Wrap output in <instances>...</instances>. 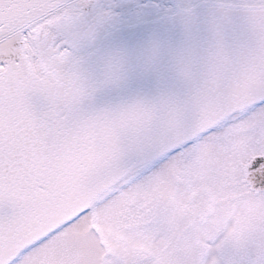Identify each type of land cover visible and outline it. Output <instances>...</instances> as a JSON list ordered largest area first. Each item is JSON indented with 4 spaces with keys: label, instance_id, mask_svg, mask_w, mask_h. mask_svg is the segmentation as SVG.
<instances>
[{
    "label": "snow or ice",
    "instance_id": "snow-or-ice-1",
    "mask_svg": "<svg viewBox=\"0 0 264 264\" xmlns=\"http://www.w3.org/2000/svg\"><path fill=\"white\" fill-rule=\"evenodd\" d=\"M0 264H264V0H0Z\"/></svg>",
    "mask_w": 264,
    "mask_h": 264
}]
</instances>
